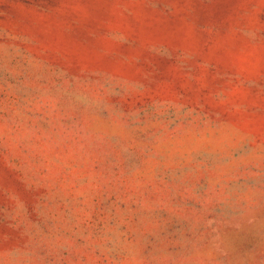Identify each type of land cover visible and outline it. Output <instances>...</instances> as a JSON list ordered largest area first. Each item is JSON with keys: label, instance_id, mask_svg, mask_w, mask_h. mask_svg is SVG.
<instances>
[{"label": "rangeland", "instance_id": "374dc122", "mask_svg": "<svg viewBox=\"0 0 264 264\" xmlns=\"http://www.w3.org/2000/svg\"><path fill=\"white\" fill-rule=\"evenodd\" d=\"M0 264H264V0H0Z\"/></svg>", "mask_w": 264, "mask_h": 264}]
</instances>
